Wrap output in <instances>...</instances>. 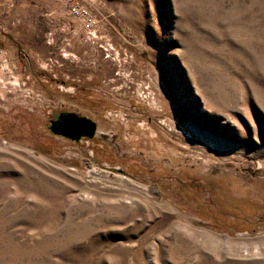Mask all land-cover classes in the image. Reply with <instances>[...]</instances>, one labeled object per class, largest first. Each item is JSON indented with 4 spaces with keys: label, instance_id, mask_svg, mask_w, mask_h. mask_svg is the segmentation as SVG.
<instances>
[{
    "label": "rangeland",
    "instance_id": "374dc122",
    "mask_svg": "<svg viewBox=\"0 0 264 264\" xmlns=\"http://www.w3.org/2000/svg\"><path fill=\"white\" fill-rule=\"evenodd\" d=\"M77 1L0 0V264H264V0Z\"/></svg>",
    "mask_w": 264,
    "mask_h": 264
},
{
    "label": "water",
    "instance_id": "95a60500",
    "mask_svg": "<svg viewBox=\"0 0 264 264\" xmlns=\"http://www.w3.org/2000/svg\"><path fill=\"white\" fill-rule=\"evenodd\" d=\"M50 129L56 134L77 140L82 136H92L94 124L89 119L72 112H60L51 120Z\"/></svg>",
    "mask_w": 264,
    "mask_h": 264
},
{
    "label": "built area",
    "instance_id": "2783aa9c",
    "mask_svg": "<svg viewBox=\"0 0 264 264\" xmlns=\"http://www.w3.org/2000/svg\"><path fill=\"white\" fill-rule=\"evenodd\" d=\"M60 1L65 4L69 15L74 18L85 19L89 15V10L86 6L77 0ZM86 20H90V18ZM0 71H3V74H0V87L6 90H16L19 88V80L14 75L12 68L8 66V60L2 52V48H0ZM145 96L152 98L149 94Z\"/></svg>",
    "mask_w": 264,
    "mask_h": 264
},
{
    "label": "crops",
    "instance_id": "0c3cea01",
    "mask_svg": "<svg viewBox=\"0 0 264 264\" xmlns=\"http://www.w3.org/2000/svg\"><path fill=\"white\" fill-rule=\"evenodd\" d=\"M0 48H2V50H3L2 45H0ZM7 56H8L7 58H8L10 61H12V60L15 61L14 59H16V58H14L13 55H10V56H9V54H8Z\"/></svg>",
    "mask_w": 264,
    "mask_h": 264
},
{
    "label": "bare ground",
    "instance_id": "6f19581e",
    "mask_svg": "<svg viewBox=\"0 0 264 264\" xmlns=\"http://www.w3.org/2000/svg\"><path fill=\"white\" fill-rule=\"evenodd\" d=\"M0 74L2 75L3 74V71H0Z\"/></svg>",
    "mask_w": 264,
    "mask_h": 264
}]
</instances>
